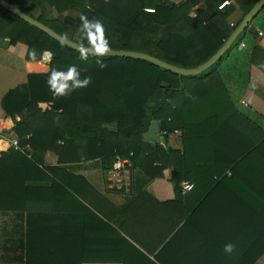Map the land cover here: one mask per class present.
<instances>
[{
	"label": "trees",
	"instance_id": "1",
	"mask_svg": "<svg viewBox=\"0 0 264 264\" xmlns=\"http://www.w3.org/2000/svg\"><path fill=\"white\" fill-rule=\"evenodd\" d=\"M9 1L24 12L27 5L38 4L42 9L39 21L84 46L81 16L103 23L111 49L144 52L183 68L202 65L235 30L227 21L234 9L219 8L224 0H208L203 15L193 10L199 0H186L178 6L165 0H140L130 12L110 15L85 7L78 18L55 20L48 19V7L62 12L70 6L69 0ZM258 1L234 0L245 14ZM147 7L155 12H147ZM6 38L12 44H27L29 59H41L45 51L52 57L49 73L31 75L27 84L5 99L21 147L30 146L32 152L0 151L1 160L13 158L34 167L45 166L47 152L53 151L59 156V166L47 169L54 173L67 162L101 159L109 169L118 157H129L133 168H140L149 180L162 177L171 168L179 193L181 183L193 179L195 164H225L231 173L193 211L179 200L158 203L147 192L140 193L135 200L140 228L146 224L159 227L149 214L146 223L147 200L155 207L152 214L161 217L163 213L170 226L153 248L131 236L155 259L131 245L150 264H180L183 260L185 264H255L260 259L264 254V127L236 106L217 71L230 50L209 69L191 76L128 57L105 56L106 67L101 68L95 57L81 59L80 51L0 5V41ZM72 65L80 70L81 79L91 77V83L67 96L54 95L48 84L51 72L67 71ZM154 120L162 131L170 132L158 145L143 137ZM176 129L181 131L183 150L168 146ZM63 183L65 194L93 212L83 203L86 198L81 190ZM229 243L235 245L231 254L224 251ZM58 264H68L66 257Z\"/></svg>",
	"mask_w": 264,
	"mask_h": 264
},
{
	"label": "crops",
	"instance_id": "2",
	"mask_svg": "<svg viewBox=\"0 0 264 264\" xmlns=\"http://www.w3.org/2000/svg\"><path fill=\"white\" fill-rule=\"evenodd\" d=\"M165 1L178 6L186 0ZM229 1L231 4L224 9H234L227 21L236 29L246 14L236 7L234 0ZM69 2L70 6L62 12L48 7V19L78 18L85 7L110 15L130 12L132 6H139L140 0ZM208 6V0H199L193 10L203 15ZM26 13L38 19L42 9L31 3L26 6ZM9 41V38L0 41V119H4L6 127L0 137V151L5 153L16 151L11 147L10 139L18 136L14 130L15 120L6 112V96L27 84L31 75L51 71V59H29L27 44ZM229 50L217 71L236 106L264 127V8ZM168 146L183 150L182 134H171ZM21 152L31 153L32 149L29 146ZM27 157L31 158L30 154ZM44 160L45 166L34 167L13 158H0V264H58L63 257L68 264H150L131 243L150 258L155 259V256L131 236L141 238L153 248L160 236L166 234L170 222L163 213V217H155L152 214L155 207L147 200L144 201L146 223L150 221L149 214L153 219L151 222L156 220L155 225L159 224V227L146 224L145 228H140L138 221L141 218L135 204L140 193L147 192L158 203L179 200L186 210L193 211L216 183L231 173L222 163H197L193 167V179L183 181L179 193L172 180L171 168H166L162 177L149 180L140 168L135 167L130 190L125 191L112 187L101 159L67 162L54 173L47 167L59 166V156L48 151ZM76 176H83L86 181H79ZM63 181L67 186L81 190L86 198L83 203L93 212L86 211L64 193L60 186L65 185ZM185 182L193 183L194 188L184 191ZM181 210L178 207V211ZM180 264H185L184 260ZM255 264H264V254Z\"/></svg>",
	"mask_w": 264,
	"mask_h": 264
},
{
	"label": "water",
	"instance_id": "3",
	"mask_svg": "<svg viewBox=\"0 0 264 264\" xmlns=\"http://www.w3.org/2000/svg\"><path fill=\"white\" fill-rule=\"evenodd\" d=\"M0 5L7 10L11 11L15 15L19 16L23 20L29 22L30 24L38 27L39 29L43 30L47 34H49L51 37L57 39L61 43H64L78 51L81 52L79 43L70 40L61 34L57 33L53 29H51L46 24L42 23L38 19H35L28 15L26 12L22 11L18 7H16L14 4H12L9 0H0ZM264 8V0H259L254 7L245 15L243 21L241 24L235 29V31L232 33V35L226 40L224 45L206 62H204L202 65L196 67V68H183L178 67L173 64H170L166 61H163L153 55L139 52V51H130V50H115L111 49L110 53L107 56H116V57H128V58H137V59H143L150 61L160 67H163L167 70H170L172 72L178 73L180 75L185 76H191V75H198L202 72L209 69L212 65H214L219 59L222 58V56L231 48L237 37L249 26V24L258 16V14L262 11ZM87 47V46H85ZM144 139L151 142L152 144L158 145L162 144L163 137L161 135V128L159 121L154 120L152 121L150 127L143 135Z\"/></svg>",
	"mask_w": 264,
	"mask_h": 264
},
{
	"label": "clouds",
	"instance_id": "4",
	"mask_svg": "<svg viewBox=\"0 0 264 264\" xmlns=\"http://www.w3.org/2000/svg\"><path fill=\"white\" fill-rule=\"evenodd\" d=\"M81 33L83 40L87 41V47L81 42V59L87 60L89 56L96 58V62L101 68L106 67L103 59L110 51L109 41L105 35V28L101 21H90L86 16H81ZM33 58L35 51L32 52ZM43 57L51 59V53L45 51ZM86 70V69H85ZM91 83V77L80 78V70L75 65L69 66L67 71L53 70L49 76L48 84L54 95L63 97L69 95L72 91L87 87ZM235 245L229 243L224 246L225 253L231 254Z\"/></svg>",
	"mask_w": 264,
	"mask_h": 264
},
{
	"label": "built area",
	"instance_id": "5",
	"mask_svg": "<svg viewBox=\"0 0 264 264\" xmlns=\"http://www.w3.org/2000/svg\"><path fill=\"white\" fill-rule=\"evenodd\" d=\"M231 1L225 0L223 1L219 8L224 9L226 6L230 5ZM147 12H155L154 8L148 7L145 8ZM52 57V53H51ZM6 129L4 125V119H0V137H3L4 130ZM180 130L176 129L171 134H180ZM170 134L167 130H161V135L164 138L166 135ZM20 139L18 136L12 137L10 139L11 147L15 150L24 151L25 148L21 147ZM132 170H133V162L131 158L118 157L113 166L107 169V177L108 181L111 183L112 187H115L120 190L129 191L131 187V179H132ZM184 191H190L194 188V184L190 182L184 183Z\"/></svg>",
	"mask_w": 264,
	"mask_h": 264
}]
</instances>
